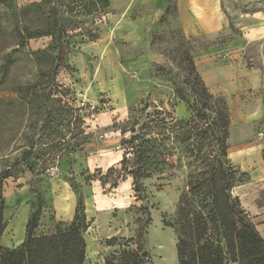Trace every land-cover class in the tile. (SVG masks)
<instances>
[{
	"label": "rangeland",
	"instance_id": "rangeland-1",
	"mask_svg": "<svg viewBox=\"0 0 264 264\" xmlns=\"http://www.w3.org/2000/svg\"><path fill=\"white\" fill-rule=\"evenodd\" d=\"M42 1L0 0V99L14 100L16 88L36 84V92L51 98H39L35 105L19 109L14 124L0 130V140L11 138L16 134L12 128L21 123L12 147L22 146L32 137L45 144L38 145L28 161L17 164L9 178H3L4 172L20 153L8 160L0 157V204H4L5 226L0 249L21 252L27 242V225L36 213V237L67 230L81 199L90 225L84 237L91 260L95 241L101 250V264L133 251H139L143 264H180L178 235L172 225L181 218L179 207L188 192L187 144L170 142L171 156H164L160 171L135 183L134 157L129 156L131 161L122 164L127 147L122 142L131 134L122 135L121 128H130L135 118L143 124L160 115L172 123L194 117L188 104L176 95L179 89L189 98L197 90L190 76L191 62L212 97L228 105L227 95L214 85L216 72L225 73L234 64L236 69L240 65L261 67L264 72V30L254 43H248L254 38L250 32L264 27V0H221L230 26L195 40L182 31L177 0H167L162 22L165 29L149 48L116 42L122 58L149 54L155 58L148 69L121 76L105 70L98 76L97 58L87 62L78 58L84 46L82 56H97V48L86 46L97 39L99 33L93 25L104 21V16L94 21H84L79 13L70 16L66 7L71 0H48L42 10L23 14L28 5ZM47 22L57 27V71L55 66L36 62L30 54L46 50L54 37L25 41L24 49H20L17 30L43 28ZM84 67L89 70L84 71ZM2 107L0 104V118ZM231 136L230 130L229 145ZM242 185L234 189L235 197ZM97 207L103 210L100 215ZM72 210L74 218L68 221ZM110 248H116L115 253L106 257L104 252Z\"/></svg>",
	"mask_w": 264,
	"mask_h": 264
},
{
	"label": "trees",
	"instance_id": "trees-1",
	"mask_svg": "<svg viewBox=\"0 0 264 264\" xmlns=\"http://www.w3.org/2000/svg\"><path fill=\"white\" fill-rule=\"evenodd\" d=\"M28 5L24 15L40 11L48 4ZM110 7V0H71L66 7L70 16L81 14L85 18L100 14ZM57 12H53V16ZM233 29V26H231ZM56 25L46 23L43 28L26 26L17 30L21 40L20 49L25 41L54 37V43L46 50L31 52L36 62H45L55 70L60 68V59L54 56L56 51ZM63 32H60V34ZM190 76L197 85L196 92L184 95L176 89L177 98L186 102L194 117L187 121L168 122L161 115L157 120L141 124L134 119L130 128H121L122 135L131 134L124 139L122 146L126 153L122 160L125 165L134 157V182L145 175L160 171L164 156H171L170 142L187 144L189 158L188 192L182 198L179 218L172 227L178 235L177 253L180 264H264V238L256 225L244 210L241 201L234 196V189L248 180V175L234 166L229 158L230 110L223 99H214L191 62ZM38 85H25L15 89L16 99L1 98L2 113L0 130L14 124L19 118V109L35 105L39 98L50 94L36 92ZM31 97V99H29ZM40 108V107H39ZM70 110V108H68ZM72 111V110H70ZM49 114V113H48ZM202 117L201 120H196ZM23 124L15 125L11 138H1L0 157L8 160L19 152L20 158L8 166L4 179L12 177L17 164L25 163L34 154L41 140L26 138L22 146L12 147L17 143V133ZM33 127V125L31 126ZM54 147V146H53ZM77 147H80L78 144ZM264 157V156H263ZM4 204H0V236L4 232ZM39 214L36 213L27 225V242L21 252L0 249V264H85L87 244L85 233L90 225L85 214V207L78 202L74 222L65 231L45 237H36ZM214 234L216 238L211 235ZM139 251L123 252L118 259L111 258L106 264H143Z\"/></svg>",
	"mask_w": 264,
	"mask_h": 264
},
{
	"label": "crops",
	"instance_id": "crops-1",
	"mask_svg": "<svg viewBox=\"0 0 264 264\" xmlns=\"http://www.w3.org/2000/svg\"><path fill=\"white\" fill-rule=\"evenodd\" d=\"M166 4L167 0H110L107 10L84 20L94 21L96 17L104 16V21L93 25L99 33L97 39L86 46L97 48V56H82L85 46L79 51V57L76 56L82 62H87L91 57L97 58L98 76L103 70L109 75L121 76L148 69L155 59L152 55L122 58L116 42L149 48L154 38L165 29L162 22L166 14ZM177 14L182 31L190 40L230 26L221 0H177ZM263 30L264 27H260L250 32V37L253 35L254 38H249V45L260 37ZM234 67L235 64L225 73L216 72L214 85L220 86L228 99L232 131L229 158L234 166L248 175V180L240 187L237 197L264 238V72L261 67ZM83 69L87 71L88 67ZM102 212L97 207V213L100 215ZM73 218L72 210L66 220ZM99 219L98 217L96 224ZM86 244L88 251L85 264H101V250L97 242L93 243V260L89 256L87 236ZM115 249L106 250L104 255L108 257L115 253Z\"/></svg>",
	"mask_w": 264,
	"mask_h": 264
}]
</instances>
